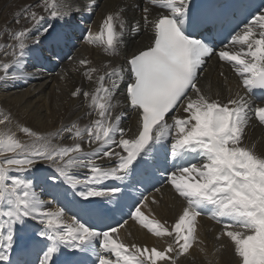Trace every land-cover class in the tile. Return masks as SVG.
I'll return each instance as SVG.
<instances>
[{
	"label": "snow or ice",
	"instance_id": "1",
	"mask_svg": "<svg viewBox=\"0 0 264 264\" xmlns=\"http://www.w3.org/2000/svg\"><path fill=\"white\" fill-rule=\"evenodd\" d=\"M148 5L166 11L150 19ZM38 7L42 11L32 5L18 11L16 23L20 24L23 17L30 26L9 31L12 42L0 43V49H11L4 52L11 60L0 62V82L23 78L29 48L39 45L40 38L53 27L51 23L44 27V22L63 20L73 11L65 0H40ZM124 11L121 8L108 13L98 32L89 30L87 42L99 43L108 56L119 55L128 30ZM250 16L216 52L212 44L200 38L210 21L193 11L191 0H146L142 19L151 30L149 45L130 54L125 65L112 67L105 62L102 67L106 71L86 68L84 72L89 79L99 73L95 89L83 92L89 109L85 115H95L96 119L84 126L78 121L62 124L50 133L21 127L31 137L27 142L0 130V264H14L9 253L17 226L25 231L28 221L36 223L35 235L47 241L39 264H57L60 256L64 257L61 264H80L74 259L77 253L88 255L89 264H176L177 256L200 242L196 223L201 215L225 222L217 239L230 240L238 264H264V153L245 141L253 114L264 124V10ZM34 31L37 35L32 38ZM132 31L138 34V29ZM213 55L229 63L239 79L237 90L226 102L218 93L206 94L197 84L199 70ZM79 63L86 66L89 61L82 59ZM126 73L131 77L126 87L127 106L136 113L138 125L136 133L128 138L131 130L121 126L125 113H113L119 105L114 102L118 81ZM80 92L77 88L71 95L76 97ZM256 100L262 103L256 104ZM178 106L187 115L172 116L169 122V114ZM10 120L4 115L0 125ZM65 133L73 139L70 146L55 142ZM81 142L96 147L84 151ZM113 145L125 154L114 151ZM149 154L153 164L160 156L167 164L171 157L174 167L171 171L165 168L167 182L185 202L170 227L167 222L148 219L140 206L131 212L156 237L171 238L163 250L122 242L118 229L123 224L98 229L76 216L66 222L64 210H47L35 191L34 180L27 178L43 163L53 169L46 181L60 180L74 190L79 188L75 195L85 203L83 211L103 216L112 209L101 201L115 199L118 203L123 191L119 185L105 182L130 179L139 165L149 163ZM102 158H108L114 166L97 163ZM80 169L88 170L83 178L77 174ZM93 203L98 206L87 207Z\"/></svg>",
	"mask_w": 264,
	"mask_h": 264
},
{
	"label": "bare ground",
	"instance_id": "2",
	"mask_svg": "<svg viewBox=\"0 0 264 264\" xmlns=\"http://www.w3.org/2000/svg\"><path fill=\"white\" fill-rule=\"evenodd\" d=\"M139 1L106 0L102 8L97 11L96 20L106 12L125 9L122 15L126 19L128 30L125 41L120 46L119 55L108 56L100 46L94 48L83 45L79 50L72 53L68 61L60 64L52 72L36 69L33 66V70L29 72L28 60L24 59L23 72L25 75L20 86L18 83L21 79L0 82V119H3L4 115L11 117L10 122L2 124V130H10L15 132L18 137H23L24 135H19L21 127H28L39 133H50L58 130L62 124L67 125L73 121H78L80 126H84L96 119L95 115H85L89 109L83 92H91L95 89L96 77L99 73H94L92 79H89L84 75V72L86 68H98L101 71H106L102 67L105 62H108L112 67L125 65L126 58L140 49L142 42L148 40L150 30L142 27L141 13L133 7L134 3L138 4ZM65 2L73 3L76 6L83 4L80 0H65ZM39 3L40 0H0V43L12 42L9 41L7 34L9 31L30 26L23 17L20 18V24H17L15 14L28 5H32L38 12L42 11L38 7ZM134 25H139L138 29L141 35H134L131 30ZM36 35L37 33H31V37L35 38ZM5 51L10 53L11 49H0V62L11 60L10 55H4ZM82 59L89 61V64L82 66L79 63ZM204 70L200 79L197 80L198 86L206 94L215 96L218 93L220 99L226 102L229 96L237 90L238 80L234 73L226 64H220L213 58L209 60ZM107 83L106 80L105 84L107 85ZM77 88L81 89V92L73 97L71 93ZM116 101L119 102V105L113 109V113H125L121 126L126 130H131L127 133L126 138H128L136 133L137 116L134 111H129L128 106L123 102V98L114 100V102ZM186 115L182 107H179L174 114V116L181 118ZM23 138L25 142L31 139L30 137ZM245 141L249 144L254 143L258 153H264V129L254 120H250L246 127ZM55 142L70 146L73 144V139L65 133ZM81 144L84 151H91L96 147V145L87 142H81ZM113 150L119 151L117 146ZM97 162H109V160L102 158ZM39 165L45 164L40 163ZM184 203L172 186L166 183L162 188L151 192L139 206L141 212L148 219H157L161 223L167 222V226L170 227L181 214ZM57 209V207H50L48 210L56 211ZM63 219L66 222H71V219L66 215L63 216ZM223 227L203 215L197 217L196 229L200 242L193 244L187 253L177 256L176 264H238V258L234 254L230 240L226 237L217 239V235ZM118 236L126 244L136 243L138 246L147 247L149 250L153 247L163 250L171 242V238L156 237L133 217L127 223H123L122 228L118 229ZM157 264H161V262L158 261Z\"/></svg>",
	"mask_w": 264,
	"mask_h": 264
},
{
	"label": "rangeland",
	"instance_id": "3",
	"mask_svg": "<svg viewBox=\"0 0 264 264\" xmlns=\"http://www.w3.org/2000/svg\"><path fill=\"white\" fill-rule=\"evenodd\" d=\"M0 130H2V125H0ZM9 131H10V130H9ZM10 132H11V131H10ZM11 133H13V132H11ZM14 134H15V132H14ZM19 135H22V136L24 135L23 137H25V138L30 137V136H28L26 133L22 132L21 130H20ZM15 136H16V138L19 139L20 141L25 142V140H23V139H24L23 137H18L16 134H15ZM22 138H23V139H22ZM30 138H31V137H30ZM39 166H40V165H39ZM39 166H38V167H39ZM38 167H37V168H38ZM38 177H39V178H44L45 176H44L43 173H41V172L39 173V172H38Z\"/></svg>",
	"mask_w": 264,
	"mask_h": 264
}]
</instances>
